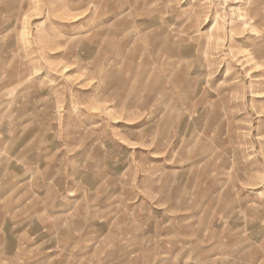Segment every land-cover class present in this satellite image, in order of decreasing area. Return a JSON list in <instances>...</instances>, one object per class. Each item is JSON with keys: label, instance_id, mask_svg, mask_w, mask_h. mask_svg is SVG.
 Listing matches in <instances>:
<instances>
[{"label": "rangeland", "instance_id": "374dc122", "mask_svg": "<svg viewBox=\"0 0 264 264\" xmlns=\"http://www.w3.org/2000/svg\"><path fill=\"white\" fill-rule=\"evenodd\" d=\"M255 7L0 0V264H264Z\"/></svg>", "mask_w": 264, "mask_h": 264}, {"label": "bare ground", "instance_id": "6f19581e", "mask_svg": "<svg viewBox=\"0 0 264 264\" xmlns=\"http://www.w3.org/2000/svg\"><path fill=\"white\" fill-rule=\"evenodd\" d=\"M259 7H255V9H254V11H252L251 12V14H241V15H239L238 16V21H241L242 22V24L244 25V26H248V25H250L253 29H254V31H258V30H260V29H262V27H264V17H262V16H260L259 15ZM189 13V12H188ZM159 20V19H158ZM118 23H120V19H118L116 22H115V26H116V24H118ZM128 25V24H127ZM126 25V26H127ZM118 27H120V25L118 26ZM117 27V30H116V38L117 39H119L120 40V38H121V34L122 33H120V30H118L119 28ZM122 27H124V26H122ZM126 28V27H125ZM215 30V31H214ZM127 31H128V29H127ZM215 32V33H213L214 35H217V32H219L218 31V27H217V23H215L214 25H212V27H211V29H210V32ZM176 32V31H175ZM170 35H173V36H175V37H177V33L175 34V33H169ZM213 34H211L210 33V36L211 35H213ZM118 35V36H117ZM123 35V34H122ZM127 35V34H126ZM213 35V36H214ZM219 35V34H218ZM120 36V37H119ZM129 36V35H128ZM123 37V36H122ZM131 38V37H130ZM183 38V37H182ZM220 38V37H219ZM104 39L106 40V39H110L109 38V34L108 35H105L104 36ZM186 41V40H185ZM264 41V40H263ZM217 42V41H216ZM155 45H156V43H155ZM181 45V43H176V46H180ZM104 46V45H103ZM134 46V45H133ZM105 47V46H104ZM123 48V47H122ZM144 49V48H143ZM142 49V50H143ZM124 50V49H123ZM120 51V50H119ZM139 51H141V50H139ZM144 51V50H143ZM121 52V51H120ZM172 52V53H171ZM122 53V52H121ZM140 53V52H139ZM174 53V51H172V50H169V52H168V54L166 53V55H165V57H167V59L168 60H171L172 62L173 61H175V62H173V64L172 65H174V66H176V65H178V63L179 64H181L182 63V59H183V57L180 55V53L178 52V54H173ZM127 55V54H126ZM140 55V54H139ZM143 55V54H142ZM129 57V56H128ZM135 56H132V58H134ZM110 58V57H109ZM113 58V57H112ZM126 58H127V56H126ZM125 59V58H124ZM129 59H130V57H129ZM140 59V58H139ZM179 59V62H177V60ZM253 60H256L258 63H261L262 61H264V44L262 43V42H260L259 41V43H258V45L255 47V50H254V53H253ZM126 62H127V60H126ZM130 62V61H129ZM133 62V61H132ZM171 62V63H172ZM124 64V63H123ZM127 64H128V62H127ZM168 64H170V63H168ZM166 66H167V63H166ZM178 67V66H177ZM170 69V68H169ZM168 69V70H169ZM155 72V71H154ZM102 73V72H101ZM136 75H138V74H136ZM153 75V74H152ZM173 74L170 72L169 73V78H170V80L172 79V78H174L173 76H172ZM104 76V75H103ZM106 77V76H105ZM163 77V76H162ZM103 78V77H102ZM165 78V77H164ZM161 79V78H160ZM158 83V82H157ZM166 83V82H165ZM162 85V84H161ZM157 86V85H156ZM159 87V86H158ZM161 87V86H160ZM164 87V86H163ZM156 88V87H155ZM158 89V88H157ZM161 90V89H160ZM188 92V91H187ZM184 95H186V96H184L185 97V99L184 100H186L188 97H187V95L188 94H184ZM175 111H177V113H179V111H181V107H179V106H176L175 107V109H174ZM30 172V171H29ZM28 174V173H27ZM30 175H31V173H30ZM11 176V175H10ZM23 176V175H22ZM32 176V175H31ZM15 185H17V184H15ZM53 201V200H52ZM35 214H36V212H35ZM41 221V220H40ZM62 225V224H61ZM60 227V226H59ZM65 227V226H64ZM69 226L67 225L66 226V228H68ZM58 229V228H57ZM216 260H217V258H216Z\"/></svg>", "mask_w": 264, "mask_h": 264}, {"label": "crops", "instance_id": "0c3cea01", "mask_svg": "<svg viewBox=\"0 0 264 264\" xmlns=\"http://www.w3.org/2000/svg\"><path fill=\"white\" fill-rule=\"evenodd\" d=\"M230 251H231V250H230ZM216 258L218 259V257H215V258L211 257V258H208V260H210V261H211V264H213V263H212V260H214V259H216ZM216 261H217V260H216Z\"/></svg>", "mask_w": 264, "mask_h": 264}]
</instances>
